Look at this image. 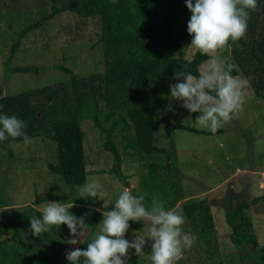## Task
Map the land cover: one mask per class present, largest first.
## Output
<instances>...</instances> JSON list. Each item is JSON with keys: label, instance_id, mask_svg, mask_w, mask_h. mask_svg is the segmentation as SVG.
Here are the masks:
<instances>
[{"label": "rangeland", "instance_id": "obj_1", "mask_svg": "<svg viewBox=\"0 0 264 264\" xmlns=\"http://www.w3.org/2000/svg\"><path fill=\"white\" fill-rule=\"evenodd\" d=\"M171 11L172 8L165 4L155 21L158 24L163 18L172 21ZM49 13L48 0H0V95L61 84L69 76L60 71L59 66L82 77L99 74L104 70L103 51L97 43L100 37L98 18L84 20L71 13H64L45 23L39 30L21 35L25 26ZM190 44L191 41L178 52V56L191 59L195 49H189ZM217 58L225 66L232 63L231 47L230 51L219 52ZM23 66H35L39 73L11 72ZM234 77L243 85V109L238 118L224 124L215 133L196 124L195 119L199 114L190 113L183 107L182 101L171 98L168 105L169 114L177 125H186L205 133L194 134L183 130L160 132L163 137L158 146L170 152L172 141L176 151L175 160L183 173L180 186L185 195L174 209L186 218L182 204L192 199L206 200L212 214L217 242V249L210 254L211 251L199 248L196 239L191 249L183 251L177 264H218L219 261H223V264H251V260L245 259L243 255L264 247V205L258 203L250 207V230L256 241L255 247L247 246L244 251L233 247L229 242L230 230L224 221L230 207L240 199L230 196L232 192L237 194L242 187L246 188L243 199L247 202L264 195V100L255 96L244 77L239 74ZM188 117L192 121L184 123ZM81 127L85 132L83 146L86 180L95 177L102 190L109 193L103 201L81 198L79 186H69L49 171L48 165L57 161L55 146L51 142L39 137L28 144L21 142L0 146V189L3 187L0 206L6 205L0 207V264H23L14 255V252H21L22 248L11 239L15 232L13 221L24 223L29 236L38 239L44 248L55 255H66L70 249L80 248L82 242L77 245L67 244L70 233L66 225L59 229L53 227L40 237L29 231L30 219L42 217V205L45 202L75 205L70 211L78 217L87 213L85 222L91 226L94 237L99 232L96 226L103 220L102 212L113 210L115 200L123 190L135 189L136 194L141 195V181L148 174L146 161L136 154L124 157L119 169L120 178L110 172L113 158L104 150L103 136L91 121H83ZM121 138V133L114 138L119 149ZM222 169L226 174L222 173ZM129 223L126 239L132 241L133 233L136 232L148 237L150 225L147 222ZM184 231L192 233L187 219ZM5 239L8 241L4 242ZM130 255L128 264H152L150 242L146 244L141 256H136L134 250H130Z\"/></svg>", "mask_w": 264, "mask_h": 264}, {"label": "trees", "instance_id": "obj_2", "mask_svg": "<svg viewBox=\"0 0 264 264\" xmlns=\"http://www.w3.org/2000/svg\"><path fill=\"white\" fill-rule=\"evenodd\" d=\"M48 2L50 13L25 26L21 35L39 30L64 13L84 20L98 18L100 37L97 43L103 51L104 70L82 77L59 66V70L69 76L67 81L17 94L0 95V115H14L26 121L25 132L31 140L40 137L55 146L57 161L49 164L48 169L69 186H82L86 182L85 132L81 124L91 121L103 136L104 150L112 155L110 172L122 178L119 169L123 158L139 155L146 161L145 168L148 170L146 178L141 181L145 204L150 205L153 197H159L166 209H174L185 195L180 186L183 173L175 160L172 141L170 152L158 146L163 137L160 132L183 130L194 134L205 133L174 122L168 110L170 86L179 82L174 79L176 72H191L199 76L200 66L210 59L197 50L189 60L178 56V52L192 40L187 30L192 14L186 7V0ZM165 4L172 8L173 20L168 22L163 18L158 24L155 17ZM258 8V11H249L246 36L235 43L230 41L232 63L228 65H232L233 76L239 74L244 77L255 96L264 100V0H258ZM11 72L38 74L39 69L23 66ZM118 133L122 134L121 149L114 141ZM21 142L23 138H9L0 141V146ZM222 173H225L224 169ZM2 190L3 187L0 192ZM131 191L137 195L135 189ZM245 193L246 188L242 187L237 194H230L240 199L230 207L224 218L230 230L229 242L237 250L256 246L250 230V207L258 203L264 205V195L247 202L243 199ZM55 199L61 200L59 197ZM182 210L199 242V248L212 254L217 249V242L207 201L192 199L182 204ZM13 226L15 232L11 239L22 248L14 255L23 264H70L66 255L51 253L42 242L29 236L24 223L13 221ZM80 248L85 249L86 243L82 242ZM243 257L251 260V264H264V247L247 252ZM218 264H223V261Z\"/></svg>", "mask_w": 264, "mask_h": 264}, {"label": "clouds", "instance_id": "obj_3", "mask_svg": "<svg viewBox=\"0 0 264 264\" xmlns=\"http://www.w3.org/2000/svg\"><path fill=\"white\" fill-rule=\"evenodd\" d=\"M115 2V0H113ZM191 12L187 25L192 37L189 49H195L210 57L199 69V76L191 72H176L178 83L170 86L171 98L182 101L190 113H198L195 123L212 133L229 121L238 118L245 102L243 85L232 73V65L225 66L217 54L230 51V41L235 43L246 36L249 11H258V0H186ZM192 121L188 117L184 123ZM0 141L23 138L28 144L27 122L16 116L0 115ZM163 127V126H161ZM15 147V145H11ZM81 198L103 201L109 193L102 190L100 182L90 178L79 186ZM75 205L62 202H45L42 217L30 219L29 231L37 237L66 225L69 245L86 243V248L70 249L66 258L70 264H128L130 250L136 256L144 253L150 242L152 264H177L185 249H191L196 237L184 231L186 218L175 209H166L159 197H153L150 205L145 204L143 195L137 196L125 189L115 200L113 210L103 211V220L96 226L98 234L93 237L88 218L78 217L70 210ZM130 221L147 222L148 237L133 233V240L126 239ZM92 237L91 241L89 238Z\"/></svg>", "mask_w": 264, "mask_h": 264}]
</instances>
